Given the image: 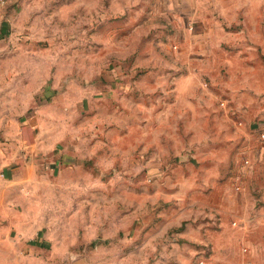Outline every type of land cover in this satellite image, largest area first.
Masks as SVG:
<instances>
[{
	"label": "rangeland",
	"instance_id": "rangeland-1",
	"mask_svg": "<svg viewBox=\"0 0 264 264\" xmlns=\"http://www.w3.org/2000/svg\"><path fill=\"white\" fill-rule=\"evenodd\" d=\"M229 16L215 0H0V129L38 159L47 264H264V79L215 49L233 50Z\"/></svg>",
	"mask_w": 264,
	"mask_h": 264
},
{
	"label": "crops",
	"instance_id": "crops-1",
	"mask_svg": "<svg viewBox=\"0 0 264 264\" xmlns=\"http://www.w3.org/2000/svg\"><path fill=\"white\" fill-rule=\"evenodd\" d=\"M215 1L222 6L228 4L229 17L242 25L234 30L237 37L229 55L221 40L214 46L226 58L223 59L230 74L248 81L264 79V0ZM253 126L260 135L254 146L257 149L254 161H258L264 158V119ZM13 138L22 136L9 135L7 129H0V264H47L61 255L55 247L47 249L52 239L49 241L42 230L45 216L41 207L30 204L31 185L39 180L32 165L38 159H30L28 146ZM33 208L37 209V216L31 214Z\"/></svg>",
	"mask_w": 264,
	"mask_h": 264
}]
</instances>
